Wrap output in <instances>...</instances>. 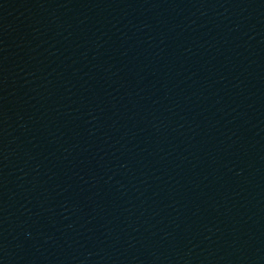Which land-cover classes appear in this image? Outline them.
<instances>
[{"label":"water","instance_id":"1","mask_svg":"<svg viewBox=\"0 0 264 264\" xmlns=\"http://www.w3.org/2000/svg\"><path fill=\"white\" fill-rule=\"evenodd\" d=\"M0 264H264V0H0Z\"/></svg>","mask_w":264,"mask_h":264}]
</instances>
